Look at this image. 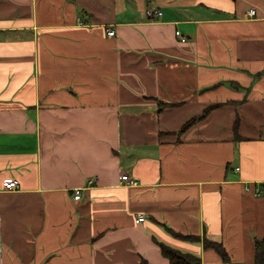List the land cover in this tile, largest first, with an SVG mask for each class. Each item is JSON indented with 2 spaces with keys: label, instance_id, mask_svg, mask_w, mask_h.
I'll use <instances>...</instances> for the list:
<instances>
[{
  "label": "crops",
  "instance_id": "obj_1",
  "mask_svg": "<svg viewBox=\"0 0 264 264\" xmlns=\"http://www.w3.org/2000/svg\"><path fill=\"white\" fill-rule=\"evenodd\" d=\"M256 241L264 0H0V264H255Z\"/></svg>",
  "mask_w": 264,
  "mask_h": 264
},
{
  "label": "trees",
  "instance_id": "obj_2",
  "mask_svg": "<svg viewBox=\"0 0 264 264\" xmlns=\"http://www.w3.org/2000/svg\"><path fill=\"white\" fill-rule=\"evenodd\" d=\"M165 106L166 105L162 104L160 106V109L164 108ZM214 107L206 108L201 113L200 117L187 121L181 127L180 132L182 133V132L186 131V128H188L189 126L194 124V122L196 120H200L201 118H204L206 115H208L207 113L210 110H212ZM204 243L207 246H212L213 248L216 249L217 252H219L222 256L225 257V254H224L223 249L220 246V244H216V243L208 241V240H205ZM158 244L160 247L161 254L169 260L170 264H201L200 258L196 257L195 255H193L191 253L190 254L184 253V252L180 251L179 249L173 248V247H171L167 244H164L162 242L158 243ZM254 256H255V264H264V241H256ZM140 264H147V262L143 260Z\"/></svg>",
  "mask_w": 264,
  "mask_h": 264
},
{
  "label": "built area",
  "instance_id": "obj_3",
  "mask_svg": "<svg viewBox=\"0 0 264 264\" xmlns=\"http://www.w3.org/2000/svg\"><path fill=\"white\" fill-rule=\"evenodd\" d=\"M247 13H248L249 16L253 17L255 15V10L254 9L253 10H249ZM147 14L149 16H151V17H157V16H159L161 14V12L160 11H154V12L148 11ZM113 34H114V31L109 32L110 36L113 35ZM176 36L180 38V42H182V43H183V41L186 40V38L184 36H181L179 31L176 32ZM121 180L122 181H126L128 183V185L134 184V181L129 179L128 175L121 176ZM2 185H3V187L5 189H14V188H16V186L18 184L15 181L7 180V181H4ZM80 197H81V190L77 189V188L74 189L73 199L78 200V199H80ZM144 220L145 219H144L143 216H139L136 219V222L137 223H140V222L142 223Z\"/></svg>",
  "mask_w": 264,
  "mask_h": 264
}]
</instances>
